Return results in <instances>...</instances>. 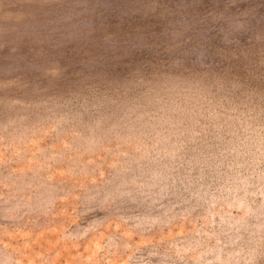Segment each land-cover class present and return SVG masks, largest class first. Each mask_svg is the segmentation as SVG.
<instances>
[{"label":"rangeland","instance_id":"374dc122","mask_svg":"<svg viewBox=\"0 0 264 264\" xmlns=\"http://www.w3.org/2000/svg\"><path fill=\"white\" fill-rule=\"evenodd\" d=\"M0 264H264V0H0Z\"/></svg>","mask_w":264,"mask_h":264}]
</instances>
